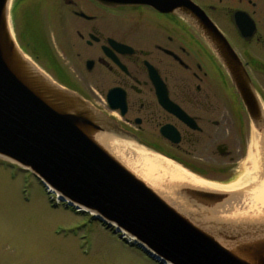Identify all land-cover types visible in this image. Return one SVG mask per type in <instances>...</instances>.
Returning <instances> with one entry per match:
<instances>
[{"label": "flooded vegetation", "instance_id": "1", "mask_svg": "<svg viewBox=\"0 0 264 264\" xmlns=\"http://www.w3.org/2000/svg\"><path fill=\"white\" fill-rule=\"evenodd\" d=\"M202 15L228 51L194 26ZM11 23L23 51L32 43L66 76H89L83 89L57 81L124 142L208 181L264 177V0H14ZM235 82L248 86L244 96ZM253 187L233 191L242 199Z\"/></svg>", "mask_w": 264, "mask_h": 264}, {"label": "water", "instance_id": "2", "mask_svg": "<svg viewBox=\"0 0 264 264\" xmlns=\"http://www.w3.org/2000/svg\"><path fill=\"white\" fill-rule=\"evenodd\" d=\"M9 6L0 0V157L30 170L65 206L91 213L158 264H264V213L235 214L241 208H231L232 191L174 182L167 194L154 190L103 144L120 135L112 122L24 56L9 29ZM192 22L216 51L229 50L205 15ZM227 65L234 79L236 66ZM235 85L244 96L248 86Z\"/></svg>", "mask_w": 264, "mask_h": 264}, {"label": "rangeland", "instance_id": "3", "mask_svg": "<svg viewBox=\"0 0 264 264\" xmlns=\"http://www.w3.org/2000/svg\"><path fill=\"white\" fill-rule=\"evenodd\" d=\"M13 2L14 0H10L8 14L12 35ZM25 51L24 54L33 59L38 68L55 81L83 89L89 80L87 75L74 79L71 75L66 76L65 71L59 67L46 64L45 48L30 43ZM34 55L38 59H34ZM111 136L114 140L110 141L124 139L118 135ZM103 144L144 180L138 169L126 164L106 142ZM129 146L156 153L152 149L131 143ZM249 158L254 161L255 153L250 154ZM242 173L249 174L246 168ZM239 179L240 175L226 183ZM163 183L172 185L166 181ZM152 188L156 190L153 186ZM55 196L47 193L29 170L0 157V264H158L139 248L126 243L117 233L105 228L90 214L75 212ZM162 196L169 200V197ZM171 198L178 200L173 194ZM185 211L190 212L195 219L207 220L208 216L204 213L189 211L188 207Z\"/></svg>", "mask_w": 264, "mask_h": 264}, {"label": "bare ground", "instance_id": "4", "mask_svg": "<svg viewBox=\"0 0 264 264\" xmlns=\"http://www.w3.org/2000/svg\"><path fill=\"white\" fill-rule=\"evenodd\" d=\"M106 142L113 151L124 159L126 164L138 169L144 180L163 194L168 193V186L163 183L164 181L167 183H185L219 191H231L243 183L250 182L254 183V187L245 192L242 199L237 197L235 199L236 203H232L231 208L233 206L236 207L242 200L243 205L241 209H244H242V213L253 212L258 214L261 210H264V177L256 179L253 176L245 180L239 179L233 183L221 184L202 179L156 153L142 149H133L129 146V143L110 140ZM253 165L256 167V161H254ZM234 210L235 214L241 212L237 207Z\"/></svg>", "mask_w": 264, "mask_h": 264}]
</instances>
